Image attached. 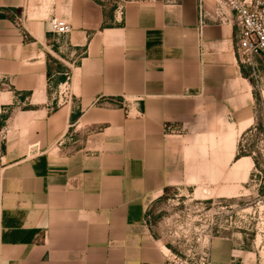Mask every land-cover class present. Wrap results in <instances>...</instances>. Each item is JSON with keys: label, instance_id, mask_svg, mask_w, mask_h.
I'll list each match as a JSON object with an SVG mask.
<instances>
[{"label": "crops", "instance_id": "crops-1", "mask_svg": "<svg viewBox=\"0 0 264 264\" xmlns=\"http://www.w3.org/2000/svg\"><path fill=\"white\" fill-rule=\"evenodd\" d=\"M212 4L0 0V114L30 107L34 138L0 166V264H164L147 203L180 185L178 142L204 99L239 102L233 28ZM52 17L71 26L57 42Z\"/></svg>", "mask_w": 264, "mask_h": 264}, {"label": "rangeland", "instance_id": "rangeland-1", "mask_svg": "<svg viewBox=\"0 0 264 264\" xmlns=\"http://www.w3.org/2000/svg\"><path fill=\"white\" fill-rule=\"evenodd\" d=\"M102 1L121 12L131 0ZM211 6L217 10V0ZM237 67L238 82L230 93L239 102L213 107L214 101L204 99L197 124L184 129L178 142L173 172H180V185L173 183L146 206L148 232L162 250L181 258L205 254L209 264H264V60ZM29 108L15 105L1 112L0 166L33 144L18 117ZM202 135L211 142L199 143ZM61 145L39 151L54 157L72 148Z\"/></svg>", "mask_w": 264, "mask_h": 264}, {"label": "built area", "instance_id": "built-area-1", "mask_svg": "<svg viewBox=\"0 0 264 264\" xmlns=\"http://www.w3.org/2000/svg\"><path fill=\"white\" fill-rule=\"evenodd\" d=\"M217 10L229 17L233 28L234 51L240 66L264 60V0H217ZM201 12L199 8V13ZM21 14L13 21L20 23ZM49 33L57 38L71 33L70 24L52 17ZM164 264H209L208 256L181 258L168 251Z\"/></svg>", "mask_w": 264, "mask_h": 264}, {"label": "bare ground", "instance_id": "bare-ground-1", "mask_svg": "<svg viewBox=\"0 0 264 264\" xmlns=\"http://www.w3.org/2000/svg\"><path fill=\"white\" fill-rule=\"evenodd\" d=\"M47 4H48V2H44V4H43V5H44V7H45V6H47Z\"/></svg>", "mask_w": 264, "mask_h": 264}, {"label": "trees", "instance_id": "trees-1", "mask_svg": "<svg viewBox=\"0 0 264 264\" xmlns=\"http://www.w3.org/2000/svg\"><path fill=\"white\" fill-rule=\"evenodd\" d=\"M239 157H236V159H238Z\"/></svg>", "mask_w": 264, "mask_h": 264}]
</instances>
